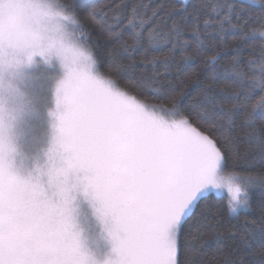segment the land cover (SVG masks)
Masks as SVG:
<instances>
[{"label":"snow or ice","instance_id":"6c2138e0","mask_svg":"<svg viewBox=\"0 0 264 264\" xmlns=\"http://www.w3.org/2000/svg\"><path fill=\"white\" fill-rule=\"evenodd\" d=\"M99 37L113 45L107 71ZM37 55L65 69L53 138L63 155L47 187L17 173L0 118V264H95L73 220L77 192L111 242L106 264H264V197L248 216L264 174L234 153L242 139L264 162V0H107L83 20L65 0H0V70ZM53 170L67 186L54 188Z\"/></svg>","mask_w":264,"mask_h":264},{"label":"rangeland","instance_id":"374dc122","mask_svg":"<svg viewBox=\"0 0 264 264\" xmlns=\"http://www.w3.org/2000/svg\"><path fill=\"white\" fill-rule=\"evenodd\" d=\"M45 2L55 4L52 0ZM64 73L65 69L54 55L47 59L37 55L31 64L0 70V118L3 135L12 149V169L21 175H40L45 187L48 177L44 173L51 167V160L58 169L63 155L53 138L57 124L56 88ZM222 175L233 174L224 171ZM73 179L69 174L67 180ZM64 180L63 173L53 170L54 188L67 186ZM223 195L227 197L226 191ZM72 209L84 249L95 264H106L113 255L111 242L93 204L77 192Z\"/></svg>","mask_w":264,"mask_h":264},{"label":"trees","instance_id":"16d2710c","mask_svg":"<svg viewBox=\"0 0 264 264\" xmlns=\"http://www.w3.org/2000/svg\"><path fill=\"white\" fill-rule=\"evenodd\" d=\"M52 1L54 3L56 2V0H52ZM65 2L75 3L76 10L77 12L81 14V20H83L85 11H87L89 8H92V7H100L103 4H105L107 0H65ZM249 2L251 3L252 0H249ZM252 6L258 10V7H259L258 2L252 3ZM97 36L98 34L94 33V38H96ZM99 41H100L101 47L97 50V54L100 57V63L102 65V69L104 71H107L108 51L111 47H113V45L106 42V37H99ZM229 45H231V41H229ZM249 51H251V49H247L245 51V56L248 55ZM157 55H163V53H157ZM230 56H231V52H228L227 57L225 58L224 61H222V63H227L228 58H230ZM135 58L137 61H139L140 59L139 54H135ZM177 59H179V57H177ZM123 62L127 64L129 61L127 59H124ZM200 67L201 65L199 64L194 65L193 70L199 71ZM111 75L119 81L121 86L128 85L129 93L133 95H137L141 99L142 102L148 103V104L159 103L151 95H144L143 93H141L139 89L135 88V86L132 84L131 81H129L125 76H121V74L117 72L116 70H113ZM140 75H141L140 68L129 69L127 72V76L139 77ZM234 153L239 154L240 159L238 160V163H240V165L243 167L246 173H249L256 177H259L261 174H264V162H261L259 157L256 155L255 150L250 148L249 145L245 143L242 139L239 140L234 146ZM224 171L226 173L233 174L231 169H225ZM210 196H212L213 200L219 199L218 197H215L214 194H210ZM262 197H264V185L257 183L251 193L253 211L248 213L249 218H254V216L258 214L256 212V208ZM226 201H227V197L223 195V198L220 199V202L226 203ZM243 218L244 217L241 216V219ZM232 223H236V221H232ZM210 237H211V233H209L206 236V239H209V245L206 248V251H208L211 254V251L215 249L218 245L217 243L211 241ZM231 242L232 241L230 239L225 237L219 242V246L227 247V245L230 244Z\"/></svg>","mask_w":264,"mask_h":264}]
</instances>
